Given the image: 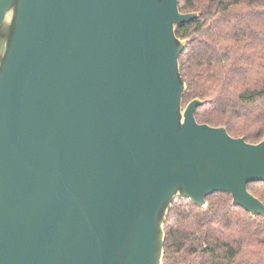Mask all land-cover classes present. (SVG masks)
Listing matches in <instances>:
<instances>
[{"label":"water","instance_id":"1","mask_svg":"<svg viewBox=\"0 0 264 264\" xmlns=\"http://www.w3.org/2000/svg\"><path fill=\"white\" fill-rule=\"evenodd\" d=\"M179 0H0V264H161L177 198L264 218V138L183 107Z\"/></svg>","mask_w":264,"mask_h":264},{"label":"trees","instance_id":"2","mask_svg":"<svg viewBox=\"0 0 264 264\" xmlns=\"http://www.w3.org/2000/svg\"><path fill=\"white\" fill-rule=\"evenodd\" d=\"M198 16L176 25L186 41L179 56L185 91L198 123L224 126L233 137L264 138V0H179ZM264 203V182L248 184ZM207 207L177 198L164 221L161 264H264V218L231 204L227 192L206 196Z\"/></svg>","mask_w":264,"mask_h":264}]
</instances>
